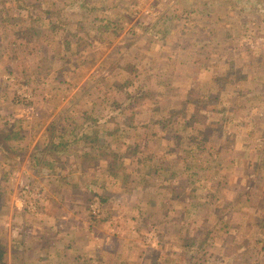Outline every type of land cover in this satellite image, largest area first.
<instances>
[{"label":"rangeland","instance_id":"obj_1","mask_svg":"<svg viewBox=\"0 0 264 264\" xmlns=\"http://www.w3.org/2000/svg\"><path fill=\"white\" fill-rule=\"evenodd\" d=\"M2 3L0 264L258 261L238 253L264 234V199L236 195L264 189V0ZM184 115L211 125V160L198 162L195 125L174 143ZM62 117L112 146L98 153L97 141L60 135ZM211 205L232 206L226 247ZM187 229L193 254L182 250Z\"/></svg>","mask_w":264,"mask_h":264},{"label":"trees","instance_id":"obj_2","mask_svg":"<svg viewBox=\"0 0 264 264\" xmlns=\"http://www.w3.org/2000/svg\"><path fill=\"white\" fill-rule=\"evenodd\" d=\"M3 7V8H2ZM2 7L0 8V14L2 13H4V10H6V8H7V6H3V3H2ZM42 11V10H41ZM42 12H46V11H42ZM48 13V12H47ZM27 16H29L30 18H32L33 19V17H34V15H32V13H29V15H27ZM8 16H5V17H2V15H0V45H2V42H3V40H2V38L3 37H5L6 39H9V35H8V33H7V31H6V24H10L9 23V21H8ZM42 18H43V15H42ZM10 19V18H9ZM18 24H14V25H12L13 27H15V26H17ZM39 26H41V25H39V24H37V27L36 28H38ZM11 27V26H10ZM12 27V28H13ZM79 27V26H78ZM12 28H9V30H12ZM41 28V27H40ZM81 28V27H80ZM207 28V27H206ZM203 29V33H210V31H209V29ZM39 29V28H38ZM24 30H28L27 32L29 33V34H32V35H35V36H37L38 34H39V31L37 30V29H35V28H31V29H24ZM16 32H18V31H16ZM20 32V31H19ZM22 33H25V31H22ZM68 34H70L69 32H67ZM23 39H25V38H23ZM14 40V39H13ZM66 43L68 44V42L66 41ZM80 43V42H79ZM263 58V56H260V57H257V60H258V64H257V66H260L261 65V63L263 64V62L264 61H262L261 59ZM239 62H241V61H239ZM229 63H232V62H230L229 61ZM240 66H242V64L240 65ZM226 69H225V72L228 70V72H226V74L224 75V77H227V76H229V74L231 73V70H229V69H232V67H231V65L230 64H228V65H226ZM133 68V67H132ZM239 68V70H242L240 67H238ZM12 71H10V73H11ZM238 73H240V71H237ZM222 76V72L220 71L219 73H217V74H214V77L212 78V79H215V80H213L214 82H217V80L220 78ZM224 77H221V79L222 78H224ZM123 84V86H127L128 84H129V81L128 82H125L124 81V83H122ZM137 86V85H136ZM220 87V85L218 86V88ZM206 89H207V92L209 91V90H211V88L207 85V87H206ZM220 89V88H219ZM219 89H216V90H219ZM206 92V93H207ZM149 93H151V92H149ZM195 93H197V91H195ZM137 96H138V93H137ZM201 96V95H200ZM202 97V96H201ZM195 99L196 100H198L199 102L201 101V98L199 99V96L197 97H195ZM225 103V102H224ZM241 106H242V104H240ZM225 106H227V103H225ZM229 106H227V108H228ZM82 113H86V111H82ZM70 114L71 113H68V116H69V118H70V120H71V118L72 117H70ZM200 116H202L201 115V113H198ZM185 117H183V120H184V122H182V124H181V127L179 126V132H177L178 133V135H175L173 138H174V143H175V141H177V139H179L180 138V135H181V133L180 132H182L184 129H186L185 128V126L186 125H188V126H192L193 127V125H195V131H196V134H197V136H196V138H195V142H194V144L196 145V144H198V145H196L195 147H192L193 148V150L195 151V152H198L199 153V155H196L197 156V159H198V162H200V161H202V158H204L205 160L208 158L209 160H211L209 157H206V151L208 150L206 147H205V145H203V143H202V137L204 138V135H203V131H205V132H209L210 130H211V125L210 124H208V123H203V124H200V126H198L197 124H194V121L196 120H193V119H191V118H195V116H193V117H191L190 119H188V117L186 116V115H184ZM206 116V114L204 113V115H203V117H205ZM61 120H62V122H61V124H59L58 125V127H57V130L59 129L60 130V135L61 134H63V132L64 133H68V134H71V135H73L74 134V136L73 137H78V139H82L83 141H85V140H91V141H97L98 142V144H92V145H90L89 147H90V149L92 150V151H98V153H103V152H105V150L106 149H109L110 148V146H112V145H104V144H102V143H100V139L102 138V137H100V136H98V135H93L92 136V134L91 135H89V134H87L85 131H82V127H81V124L79 125V124H76V122L74 123V122H72V121H69L68 123L66 122V120H65V118L64 117H62L61 118ZM164 120V123H162L161 121L159 122V123H157L159 126H162V127H167L170 123H167L165 120V118L163 119ZM63 122H66V125H64L65 123H63ZM52 126L53 125H51L48 129L49 130H52L53 128H52ZM79 131V132H78ZM78 135V136H77ZM182 136V135H181ZM53 137V134H51L50 133V139ZM77 138L75 139V140H72L71 139V142H69V141H64V142H62V141H60L59 143H56L55 141H52V143L50 144L52 147H58V145L60 144L61 146H65V148L67 147V145L69 144V146L70 145H74V143L76 142V141H79ZM82 141V143H81V146L84 144V142ZM199 143L200 144H202L203 146H199ZM106 144V143H105ZM57 145V146H56ZM196 150H198V151H196ZM210 152H212V150H210L209 149V155H210ZM113 153H115V151H109L108 150V153L107 154H109V155H111V156H115V154H113ZM151 162V163H150ZM114 163V162H113ZM147 163H149L150 164V166L152 165V161L151 160H147ZM109 164H112V163H109ZM258 168H262V164H261V162H258L257 163V166L255 165V166H252V169H258ZM156 169L154 168V171H155ZM182 170V168H180V170L179 171H181ZM156 172H158L157 170H156ZM261 191H262V193L264 194V189H261ZM258 194H260L259 192L258 193H256V190L254 191V192H250V191H248V192H244V193H239V194H237L236 196H243L244 197V200L246 201V203H247V205H255V203L253 202L257 197H262L263 199H264V195L262 194V195H259L258 196ZM213 196H215L214 194H213ZM218 200L220 199L221 200V198H219V197H216ZM228 202H237L238 200H227ZM227 201H225V203L227 202ZM224 206H226V207H222V205H211L210 206V209L209 210H211V208H212V210H213V213L211 212V211H209V213H210V217H209V221L210 222H212L211 224H212V227H213V229H214V231L213 232H217L218 233V231H225V232H227V234L225 233V235H226V237L224 238V240L225 241H223V245L226 247V244H229V243H231L232 241H233V237L232 236H228L229 235V233L231 232V230H229L230 229V227H233L235 230H237L236 229V227H237V223H235V217H233L232 215H234V214H231V213H228L229 212V210L231 209V207L229 206V205H224ZM217 210L219 211V212H217ZM217 212V216H215V213ZM228 214V215H227ZM211 215H213V216H211ZM208 218V217H207ZM197 225V224H196ZM224 226H226V227H228V229L227 230H222V229H224L225 227ZM215 238H217V239H221V236L220 235H216L215 233H213L212 234ZM194 237H196V233H194L193 235H190V233H189V231H188V229H187V231H186V233L182 236V240H181V244H182V246H183V248L184 249H182L185 253H188V254H193V250H192V244H195L196 245V243H193V240H194ZM256 241H255V244H253V245H247V246H243L242 248L243 249H241L240 251H239V253H238V256L239 257H242L243 255H246V256H248V258L249 259H251V260H258V261H248V260H245V259H243V263L244 264H261L263 261L261 260V258H262V256H264V234L262 233V232H259V236H256V239H255ZM258 245H262V247L261 248H258ZM197 250H199V248L197 249ZM1 254H2V250H0V257H1ZM227 258V254H223V255H216L208 264H235L236 262H240L239 260H237V259H235V257H233L234 259L232 260V261H229V259H231L230 258V256H229V254H228V260L226 259ZM245 260V261H244Z\"/></svg>","mask_w":264,"mask_h":264}]
</instances>
